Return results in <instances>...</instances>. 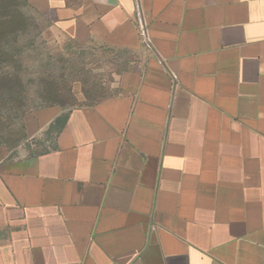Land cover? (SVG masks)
<instances>
[{"label":"crops","instance_id":"obj_1","mask_svg":"<svg viewBox=\"0 0 264 264\" xmlns=\"http://www.w3.org/2000/svg\"><path fill=\"white\" fill-rule=\"evenodd\" d=\"M28 2L135 56L24 115L43 138L0 160V264H264V0H142L148 42L135 0Z\"/></svg>","mask_w":264,"mask_h":264},{"label":"rangeland","instance_id":"obj_2","mask_svg":"<svg viewBox=\"0 0 264 264\" xmlns=\"http://www.w3.org/2000/svg\"><path fill=\"white\" fill-rule=\"evenodd\" d=\"M24 10L28 19L20 41L24 51L20 62L12 63L8 93L0 95V160L38 148L43 137L27 141L26 113L50 107L66 110L97 100L111 92L124 59L135 56L75 39L58 28L52 8L40 11L28 3ZM52 82L59 86L58 94L46 90Z\"/></svg>","mask_w":264,"mask_h":264},{"label":"trees","instance_id":"obj_3","mask_svg":"<svg viewBox=\"0 0 264 264\" xmlns=\"http://www.w3.org/2000/svg\"><path fill=\"white\" fill-rule=\"evenodd\" d=\"M28 3V0H0V95L8 93L12 63H19V56L24 51V44L20 41L28 23L24 10ZM17 57L19 59L16 60ZM49 88L56 94L59 93V86L53 85V82L46 86V90ZM51 100L53 99L49 101Z\"/></svg>","mask_w":264,"mask_h":264},{"label":"built area","instance_id":"obj_4","mask_svg":"<svg viewBox=\"0 0 264 264\" xmlns=\"http://www.w3.org/2000/svg\"><path fill=\"white\" fill-rule=\"evenodd\" d=\"M135 22L140 36L145 42H148L149 19L142 0H135Z\"/></svg>","mask_w":264,"mask_h":264}]
</instances>
